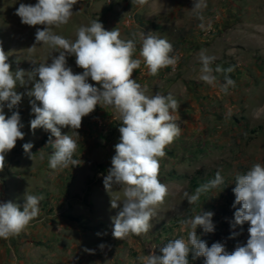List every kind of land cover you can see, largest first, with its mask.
Masks as SVG:
<instances>
[{"label": "rangeland", "instance_id": "1", "mask_svg": "<svg viewBox=\"0 0 264 264\" xmlns=\"http://www.w3.org/2000/svg\"><path fill=\"white\" fill-rule=\"evenodd\" d=\"M36 2L0 0V42L9 54L12 71H31V61L39 63L51 52L42 44L36 45L34 54L28 52L36 43L37 28L44 26L24 25L15 14L20 3ZM206 3L201 21L192 9L194 0H146L144 5L132 0H78L69 24L54 29L75 40L76 27L97 19L105 30L118 28L122 39L137 34L134 58H139L141 32L171 42L173 54L180 57L174 71L164 68L152 77L141 63L132 79L146 86L149 95H173L180 103L182 134L166 148L167 155L160 160L159 179L168 186L169 195L152 219L151 231L118 240L112 236V217L120 208L111 207V196L118 194V188L109 193L103 184L120 137V123L111 110L97 106L83 118L74 155L81 164L54 170L49 167L54 151L49 144L51 133L42 128L33 132L30 126L35 118L32 98L25 94L11 110L5 106L6 116L19 114L25 135L6 154L5 167L0 172V201H12L22 210L25 193L43 196L39 215L26 230L10 241L0 239V245L12 248L6 264H134L140 255L153 251L159 255V247L168 240L187 239L188 229L182 230L180 221L201 211L213 213L214 232L196 229L197 236L209 247L220 242L232 252L237 245L246 244L250 225L232 227L236 210L232 207L233 188L238 173H245L255 163L264 164V0ZM209 22L211 28L207 27ZM201 23L204 29L199 27ZM201 50L216 57L213 66L234 67L230 76L236 86L229 88V94L219 90L223 76L218 77L215 87L200 80ZM67 63L74 73L83 71L76 66L74 56L67 57ZM89 83L95 82L89 79ZM32 86L31 82L27 87L18 85L16 91L24 94ZM71 131L70 127L61 128L62 134ZM25 143L33 145L28 153L23 149ZM217 171L224 183L201 194L199 201L190 205L184 193H194L197 187L214 179ZM100 244L106 247L101 249ZM188 260L189 264H204L203 257L193 258L191 253Z\"/></svg>", "mask_w": 264, "mask_h": 264}, {"label": "clouds", "instance_id": "2", "mask_svg": "<svg viewBox=\"0 0 264 264\" xmlns=\"http://www.w3.org/2000/svg\"><path fill=\"white\" fill-rule=\"evenodd\" d=\"M77 3L78 0H37L34 5L19 4L15 14L22 24L44 26L37 28L36 43L27 49L28 52L34 54L37 44L51 50L45 60L31 61L34 65L31 71L19 68L12 71L9 54L0 42V172L4 170L6 154L15 148L18 140L24 139L19 114L13 112L8 117L4 112L5 106L9 110L17 106L22 95L32 98L31 111L35 118L30 121V126L33 132L42 128L51 133L49 144L54 151L49 157V167L54 170L81 164L74 155L80 140L77 130L81 128L83 118L93 113L97 106L110 109L120 123L115 155L103 178L106 191L112 193L114 187L118 188V194L114 198L111 196V207L120 208L112 217V236L125 240L133 235H147L153 227L152 219L169 195L168 186L159 179L160 160L167 155L166 148L182 134L178 115L180 103L171 93L149 95L148 88L132 76L141 63L152 77L164 68L171 67L174 71L180 57L173 54V44L167 39L141 32L138 34L139 58H134L137 34L131 39H122L118 28L105 30L97 19L76 27L75 40L57 34L54 29L69 24L74 15L73 6ZM132 3L144 5L146 0H132ZM206 7V0H194L192 9L201 21L204 19L201 13ZM199 27L204 29L205 25L201 23ZM207 27L211 28V22ZM53 52L59 55L53 56ZM69 56L75 57V64L82 72H73L67 63ZM215 59L201 50L199 78L215 87L218 77L223 76L219 90L227 95L229 88L236 86L230 76L235 69L233 66H213ZM89 79L95 83H89ZM30 82L33 85L30 90L17 93L18 85L27 87ZM63 127H70L71 134H62ZM32 147L31 143L23 145L26 153ZM223 183L224 177L217 171L214 179L197 187L192 194L185 192L184 196L190 205H195L201 194ZM233 192L232 207L236 210L232 227L242 226L245 222L250 225L246 244L237 245L232 252L226 251L220 242L209 247L197 236L196 229L214 232L213 213L201 211L180 221L182 230L188 229L187 239L168 240L159 247V255L155 251L140 255L134 264H189L190 253L193 258L203 257L204 264H264V164L255 163L245 173H238ZM42 199V195L25 193L22 210L12 201H0V239L10 241L24 232L38 217ZM99 247L104 249L106 245Z\"/></svg>", "mask_w": 264, "mask_h": 264}, {"label": "crops", "instance_id": "3", "mask_svg": "<svg viewBox=\"0 0 264 264\" xmlns=\"http://www.w3.org/2000/svg\"><path fill=\"white\" fill-rule=\"evenodd\" d=\"M12 248H7L0 245V264H6V258L10 255Z\"/></svg>", "mask_w": 264, "mask_h": 264}, {"label": "trees", "instance_id": "4", "mask_svg": "<svg viewBox=\"0 0 264 264\" xmlns=\"http://www.w3.org/2000/svg\"><path fill=\"white\" fill-rule=\"evenodd\" d=\"M247 224H248L247 222L244 223V225H247Z\"/></svg>", "mask_w": 264, "mask_h": 264}]
</instances>
